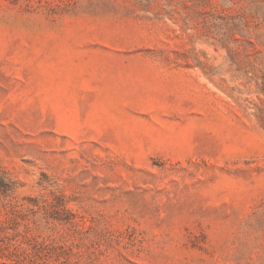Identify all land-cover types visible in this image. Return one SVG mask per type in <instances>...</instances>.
Wrapping results in <instances>:
<instances>
[{
  "label": "rangeland",
  "instance_id": "374dc122",
  "mask_svg": "<svg viewBox=\"0 0 264 264\" xmlns=\"http://www.w3.org/2000/svg\"><path fill=\"white\" fill-rule=\"evenodd\" d=\"M0 264H264V0H0Z\"/></svg>",
  "mask_w": 264,
  "mask_h": 264
}]
</instances>
